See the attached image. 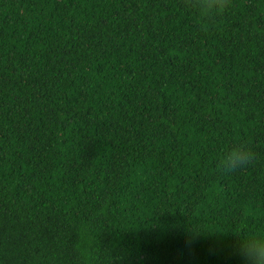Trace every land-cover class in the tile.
I'll return each instance as SVG.
<instances>
[{"label":"trees","instance_id":"trees-1","mask_svg":"<svg viewBox=\"0 0 264 264\" xmlns=\"http://www.w3.org/2000/svg\"><path fill=\"white\" fill-rule=\"evenodd\" d=\"M262 233L264 0H0V264H244Z\"/></svg>","mask_w":264,"mask_h":264},{"label":"clouds","instance_id":"clouds-1","mask_svg":"<svg viewBox=\"0 0 264 264\" xmlns=\"http://www.w3.org/2000/svg\"><path fill=\"white\" fill-rule=\"evenodd\" d=\"M253 160V151L246 145H239L227 151L221 161V170L225 174L235 173L249 166ZM240 254L244 264H264V233L244 240Z\"/></svg>","mask_w":264,"mask_h":264}]
</instances>
